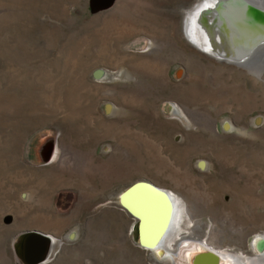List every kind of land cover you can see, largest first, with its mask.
I'll list each match as a JSON object with an SVG mask.
<instances>
[{
    "label": "rangeland",
    "instance_id": "1",
    "mask_svg": "<svg viewBox=\"0 0 264 264\" xmlns=\"http://www.w3.org/2000/svg\"><path fill=\"white\" fill-rule=\"evenodd\" d=\"M195 3L0 0V264L27 230L58 238L44 264H194L205 241L264 264V50L194 47ZM144 178L182 208L163 257L122 203Z\"/></svg>",
    "mask_w": 264,
    "mask_h": 264
},
{
    "label": "bare ground",
    "instance_id": "2",
    "mask_svg": "<svg viewBox=\"0 0 264 264\" xmlns=\"http://www.w3.org/2000/svg\"><path fill=\"white\" fill-rule=\"evenodd\" d=\"M195 1V7H193L192 5V9L189 11L187 19V32L194 47L199 48L201 51H205L206 54L212 56L216 60H224L237 65H251L252 61L251 59H249L250 56L258 53V51L264 50V16H258V14H254L246 8L243 9L242 6L237 7L234 5V3H230V1H227V3L224 0ZM243 1L246 4L250 3L248 5H252L253 8L264 11V4H260L256 0ZM208 10L211 11L209 15L210 18L207 17ZM228 15L230 16V18L228 17ZM212 18L217 19V22L219 23L223 22L225 24L224 28L220 29L219 27L218 35L214 33L213 28L212 30L210 28V26H212L214 22ZM209 19L211 20L212 24L209 23ZM195 21L197 22L196 24L194 23ZM194 24L196 26L193 29L195 30V28H197L196 35L195 33L193 35V33L190 32V28L191 26H194ZM225 31L227 32L225 43L230 44L236 42L237 47H235V50L241 48L242 52L244 51L246 54L241 57L242 59H237L234 62L224 59L225 57L223 51L226 49V47L222 44L224 39L223 37L221 38L220 34L221 32L222 34H224ZM198 36H200V39ZM249 38H251L252 40L254 39V42L260 40V44L257 42L258 44L256 46L254 45V47L251 49L250 44L245 45V42H243L245 39ZM218 41L222 46L221 48H219ZM241 50L239 51L241 52ZM102 73L104 72L100 71L99 75H101ZM174 107L178 108L179 106L176 103ZM181 113L184 115L182 111ZM226 128H230L229 123H226ZM139 184H141V182H137L135 184L138 186V188H135L130 194H123L121 198L125 197L126 199H128V202L126 201V204L129 206V209L127 208L129 210L128 212L132 211V213L135 214V218L140 220L139 222H141L140 236L142 238V243L140 242V245H142L143 248L154 249V251L158 253L157 255L160 257L166 256L169 249L168 247L163 245L164 236L167 234V232L170 233V231L174 229L175 223H177L178 221L179 214L182 208L180 209L181 206L179 205L176 207L174 206L171 194V199L168 204H166L163 198L154 194L153 192L143 188L139 189ZM257 239V249L260 252H263V255L256 257L264 261V257H262L264 256V236H258ZM161 246H163V248L161 250L158 249V247ZM202 246H204V244H202ZM201 253L202 252L198 254ZM198 254L193 255L196 260L194 264H197L199 260L206 261L208 264H212V259H203V257L199 259L197 258ZM218 254L221 259L218 261V264H222V260L223 264H246L245 260H248V262H253V260H251L249 257L246 258L245 256H243V253H236L225 250L218 251Z\"/></svg>",
    "mask_w": 264,
    "mask_h": 264
},
{
    "label": "water",
    "instance_id": "3",
    "mask_svg": "<svg viewBox=\"0 0 264 264\" xmlns=\"http://www.w3.org/2000/svg\"><path fill=\"white\" fill-rule=\"evenodd\" d=\"M227 1H230V3H234V5L237 7L242 6L243 9L246 8L254 14H258V16H264V11L253 8L252 5H251L252 6L251 7L250 5H248L249 3L246 4L243 0H227ZM227 1H226V3H227ZM210 13H211V11L208 10L207 17H209V18H210V16H209ZM212 20L214 21L213 24L211 23V20L209 19V23L212 24V26H210V25L209 26H210L211 30L213 28L214 33L218 35L219 27H220V29L224 28L225 24L223 22H220V23L217 22V19H214V18H212ZM220 36L222 38V32H221ZM225 39H226V36H225ZM259 41L254 42V39L252 40L251 38H249V39H245L243 42H245V45L250 44V48L252 49L253 46L254 45L256 46L258 44L257 42H259ZM229 43H230V41H229ZM228 45H229L228 49L226 48L223 51L224 57H225L224 59H227V60L233 61V62L237 59H242L241 57L244 56L245 52L244 51L242 52L241 48L236 49L237 51L235 50V47H237L236 42L230 43ZM220 47H222V46L219 44V48ZM239 50H241V52ZM144 182H148L151 186L156 187L158 190H162L163 194H164L163 200L166 202V204H168V202L171 199V196H170V193L166 189L158 188L156 185L150 183L148 180H143L141 182V184H139L140 185L139 189L143 188V189H147V190L151 191V187H146L144 185ZM135 184L133 186H131L126 191L127 194H130L135 188H138V186ZM122 199H123L122 200L123 205L125 206V208H128L129 206L126 204L125 197H122ZM140 228H141V222H140ZM57 239L58 238L56 236H54L50 233L43 232L41 230H27L24 233L23 245H22V259H23L24 263L25 264H44V263H46L47 258L50 254V251H51L52 247L54 246L55 241H57ZM139 241L140 242L142 241L141 236L139 238ZM204 247H205V249H206L205 251H207V253L199 255L198 258L199 259L201 257H203V259H209L210 258L209 260L212 259V264H218V261H219L218 250L211 245H207L206 243H204Z\"/></svg>",
    "mask_w": 264,
    "mask_h": 264
},
{
    "label": "flooded vegetation",
    "instance_id": "4",
    "mask_svg": "<svg viewBox=\"0 0 264 264\" xmlns=\"http://www.w3.org/2000/svg\"><path fill=\"white\" fill-rule=\"evenodd\" d=\"M197 5V4H196ZM193 7H195V6H193ZM192 9V7L190 8V7H186L185 8V10H187L186 11V13H185V15H184V19H183V25H184V29H185V31H187V26H188V21H187V19H188V13H189V11ZM186 34L188 35V32H186ZM188 38H189V35L187 36ZM189 40H190V38H189ZM190 42H191V40H190ZM173 104V103H172ZM171 110H172V112L174 113L175 111H177L178 112V114L180 115V116H182V117H185V118H187V115H186V113L182 110V109H180L179 107L178 108H175L174 106H172L171 105ZM181 111L184 113V115L181 113ZM144 180H148L150 183H152V184H154V185H156L158 188H161V189H165V188H163V187H160L159 185H157V184H155L154 182H152V181H150L149 179H147V178H144ZM212 184V183H211ZM144 185L146 186V187H151V191L152 192H154V194H156V195H158V196H160L161 198H164V194H163V191L162 190H158L156 187H154V186H151L148 182H144ZM205 189V188H204ZM207 189H210V187L209 186H207ZM215 189V188H214ZM147 190V189H146ZM149 191V190H148ZM169 192V191H168ZM202 192V194L203 195H205V194H207L206 192H205V190H203V191H201ZM170 194H171V196H172V202L174 203V206L176 207V206H178L179 204H178V200L176 201V199L174 198V195L172 194V192H170ZM221 193L219 192V191H217V192H215V191H212V194H211V198H213V199H216L215 200V203H217V202H219V200H220V195ZM125 200L128 202V199H126L125 198ZM180 206V205H179ZM174 210V209H173ZM129 214L132 216V219L134 220V224H133V226L135 225V224H140V222H139V220L138 219H136L135 218V214H133L132 213V211H130L129 212ZM178 222V221H177ZM177 223H175V225H176ZM172 226H173V224H172ZM194 228L196 229V228H199L198 230H202V225H201V222H199V224L198 225H196V226H194ZM133 230H134V227H133ZM170 230V229H169ZM194 234V233H193ZM193 234H190V237H194V238H196V239H199V236H194ZM183 237H185V236H183ZM189 237V236H188ZM202 241H205V240H202ZM206 242V241H205ZM204 242V243H205ZM208 245H210V244H208ZM142 246V245H141ZM163 248V246H161V247H158V249H162ZM156 253V252H155ZM237 253V252H236ZM158 254V253H157ZM232 258H233V255H232ZM245 262H246V260H245Z\"/></svg>",
    "mask_w": 264,
    "mask_h": 264
}]
</instances>
